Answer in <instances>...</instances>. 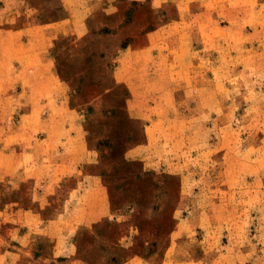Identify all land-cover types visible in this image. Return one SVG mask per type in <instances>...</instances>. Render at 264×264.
I'll list each match as a JSON object with an SVG mask.
<instances>
[{
  "label": "rangeland",
  "instance_id": "obj_1",
  "mask_svg": "<svg viewBox=\"0 0 264 264\" xmlns=\"http://www.w3.org/2000/svg\"><path fill=\"white\" fill-rule=\"evenodd\" d=\"M111 3L115 12L96 10L86 19L83 32L51 45L52 71L67 88L36 101V116L30 114L27 88L18 85L23 79V71H17L20 63L7 55L13 39L3 35L0 144L33 145L45 124L76 134L84 148L78 168L97 177L101 203L112 213L79 236L83 246L79 256L91 264H115L153 252L169 260L167 264H264V215L256 211L264 205V0L254 1L253 13L249 14L251 8L242 9L247 13L242 31L248 40L231 41L234 58L228 60L226 101L213 104L217 110L227 107L223 120H193L199 95L189 88L168 94V88L160 85L149 91L138 87L139 68L129 56L127 70L119 75V67L126 64L122 45L139 46L145 31L155 28L161 16L148 0L134 5L126 0ZM64 14L60 0H0V30L24 27L36 17L54 21ZM245 45H251V52L240 51ZM145 68V75L158 73ZM178 74L174 72V77ZM155 99L162 102L152 109ZM150 123L152 129L147 127ZM219 125L225 132L221 143L219 131L211 130ZM148 140L152 150L144 149ZM221 144L224 150L216 151ZM172 159L184 164L179 170L194 172L186 186L193 194L181 193V175L169 172ZM252 187L257 189L254 200ZM198 190L203 195L194 197ZM241 196L247 208L258 212L256 216L236 213ZM30 201L25 198L23 204ZM204 207L211 213L204 214ZM143 208L148 214L139 217ZM126 223L135 230L126 231ZM106 237L112 240L110 246L102 240ZM177 237L179 246L171 247Z\"/></svg>",
  "mask_w": 264,
  "mask_h": 264
},
{
  "label": "crops",
  "instance_id": "obj_2",
  "mask_svg": "<svg viewBox=\"0 0 264 264\" xmlns=\"http://www.w3.org/2000/svg\"><path fill=\"white\" fill-rule=\"evenodd\" d=\"M254 1L257 0H148L151 8L158 12L159 18L161 16V22L155 28L145 31L139 46L134 47L128 43L121 51L126 64L123 62V66L119 67V75L124 74L120 70L127 68L126 57L129 56L139 68L140 73L136 75L138 87L149 91V88L160 85L168 88V94L176 88H189L199 95L196 96L193 108V112L198 115L194 113L193 120L203 117L223 120L222 117L226 115L224 108L227 107L217 110L213 104L226 101L228 60L234 58L229 51L233 49L231 41L248 40L242 31L247 16V13L243 14L244 11L242 13V9L251 8L249 14L253 13ZM60 2L65 14L59 19L45 21L36 17L35 21L24 27L5 33L0 30V57L5 55L1 42L3 35L11 36L13 41L9 43L7 55L20 63L17 71H23V79L19 80L18 85L27 88L25 93L30 97L32 107L30 114L34 116L37 111L34 107L36 101L55 96L67 88L52 71L53 64L48 57L51 45L58 39L83 32L86 19L96 10L115 12L111 0ZM109 6L111 9H108ZM114 15L113 18H116ZM20 40H24L23 43ZM249 46L239 49L248 53L251 52ZM257 50V47L252 49L254 53ZM146 65L158 73L145 75L143 70H146ZM174 72H179V78L174 77ZM202 72H206L205 75L202 76ZM210 73L213 76L209 77ZM157 99L152 109L162 102ZM147 127L152 129L151 123ZM221 128L220 125L211 127V130L219 131V143L224 140L221 134L225 133L219 130ZM205 129L210 130L209 127ZM36 140L32 146L22 142L0 144V264H91L79 256L83 247L79 236L84 230H93L102 218L112 217V213L108 206L101 203L103 191L97 177L83 174L78 168V156L84 149L82 142H77L76 134L71 135L62 126L47 124ZM150 146L151 141L148 140L144 149L152 150ZM224 148L221 144L216 151ZM171 165L173 169L169 172L180 174L181 181H184L181 193L193 194V190L189 191L186 186L193 181L194 172L179 170L184 167L179 160L172 159ZM243 178L244 174H241V184ZM256 178L253 183L257 182ZM251 190V199L254 200L257 189L252 187ZM199 191L194 197L203 195ZM204 192L211 194L212 190ZM241 197L242 201L235 209L238 215L256 216L258 212L264 215V205L255 212L247 208L245 196ZM25 198L31 199L28 202L30 204H23ZM202 212L210 214L211 210L204 207ZM138 213L139 217H145L148 210L143 208ZM124 228L129 233L135 230L130 223H126ZM96 237L103 238L104 235ZM178 238L173 239L171 247L179 246L181 240ZM102 240L106 241L107 246L111 245L109 237ZM109 256V262H112L113 255ZM168 262L157 258V252H153L146 256L134 255L115 264Z\"/></svg>",
  "mask_w": 264,
  "mask_h": 264
},
{
  "label": "trees",
  "instance_id": "obj_3",
  "mask_svg": "<svg viewBox=\"0 0 264 264\" xmlns=\"http://www.w3.org/2000/svg\"><path fill=\"white\" fill-rule=\"evenodd\" d=\"M138 2H136V1H132V2H130V5H134V4H137ZM128 15L130 16V12L128 13ZM64 39V38H63ZM59 40H61V39H59ZM57 42V41H56ZM56 42H55V45H56ZM128 43H124L123 45H122V47H126V45H127Z\"/></svg>",
  "mask_w": 264,
  "mask_h": 264
}]
</instances>
